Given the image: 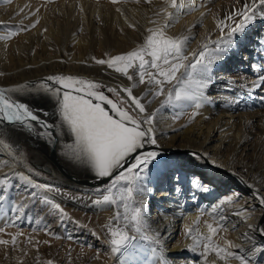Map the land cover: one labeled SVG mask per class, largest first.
I'll list each match as a JSON object with an SVG mask.
<instances>
[{
  "label": "bare ground",
  "instance_id": "6f19581e",
  "mask_svg": "<svg viewBox=\"0 0 264 264\" xmlns=\"http://www.w3.org/2000/svg\"><path fill=\"white\" fill-rule=\"evenodd\" d=\"M161 2L152 0L151 4H146L142 0L141 3L129 0L113 5L109 0H52L51 3L44 0H11L5 3L0 0V22L15 26L23 21L24 26H29L39 20L35 28L20 32L10 41H0V73L3 74L0 75V87L22 84L35 87L45 77L60 74L98 81L110 87L128 86L130 82L125 77L106 66L96 65L91 57L106 58L105 54H122L142 43L145 29L152 26L148 23V18L153 17L152 9L160 7ZM198 3L204 7L183 15L168 29L170 35L190 37L189 51L197 48L207 33H211L213 39L216 38L218 33L215 31L214 15L223 18L238 7L236 0H198ZM116 7H120L124 15L118 13ZM20 8H24V13L15 15ZM37 8L39 12L35 16L24 19L25 13L34 12ZM201 12L205 13L204 17H201ZM126 18L136 24V30L128 27ZM5 32L6 29L0 28V35ZM235 39L237 46L214 67V82L207 89L208 99L200 108L186 107L180 118L174 121L173 115L181 110L168 106L156 118L157 150L162 153V157L160 164L150 173V191L145 200L151 230L164 234L160 237L159 248L169 258V264H199V255L186 248L191 241L183 235L184 226L195 220L200 209L211 211V206L226 197H232L233 203L223 205L221 211L230 222L229 228L235 225V230L224 235L248 248L250 245L243 242L242 237L244 233L250 232L257 246L264 248V237L254 230L257 225L264 226V207L253 195L257 190L264 195V101L260 99L264 91H248L259 70L264 69V18H257L242 36L237 35ZM237 61L245 66L239 65L237 74H227L224 70ZM253 65L256 70H253ZM229 80L232 83L226 87ZM143 91L144 86L140 85L134 89V94L140 95ZM19 99L33 105L35 109H44L50 113L45 119L50 122L54 120L51 115L52 102L45 95L24 92L19 94ZM160 99L149 106V111L160 107ZM236 99L239 103L235 102ZM193 111L198 114L191 119ZM182 125L187 126L182 128ZM0 138L9 141L17 154L24 153L21 162L0 148V176L9 173L13 176V184H16V174L23 173L35 183L59 189L56 192H41L40 195L61 205L68 216L63 223L39 199L35 202L25 201L29 205L27 216H31L33 221L42 219L48 231L60 237L57 240L47 239L46 244L51 254L62 251L63 260L58 264L67 262L64 251L67 252L69 248L76 253H83L72 255L74 259L71 264H120L118 257L110 254L102 229L115 208L92 204V200L99 196L96 190L104 186L99 184L105 180L98 181L86 167L63 157L59 144L52 145L26 130L0 125ZM24 144L37 146L33 151L47 160L53 180L27 171L29 167L34 168L27 160V146ZM153 147L146 145L147 150ZM193 152L207 153L208 157L197 160L190 155ZM212 160L223 167H215ZM5 162L7 166H3ZM207 167L223 170L227 172L225 176L229 177L220 174L214 176ZM175 176L180 178V191L176 190ZM193 177H199L208 191L195 188L191 183ZM244 181L254 184L255 188H248ZM24 192V188L10 190L9 203L0 212L4 214L10 211L11 202L21 201ZM243 209L250 213L246 221L244 216L248 213L232 215ZM206 218L201 217V228ZM249 225L253 226L252 229ZM64 231H67L66 237ZM97 251L100 252V258L93 259ZM256 259L257 264H264V255Z\"/></svg>",
  "mask_w": 264,
  "mask_h": 264
},
{
  "label": "snow or ice",
  "instance_id": "6c2138e0",
  "mask_svg": "<svg viewBox=\"0 0 264 264\" xmlns=\"http://www.w3.org/2000/svg\"><path fill=\"white\" fill-rule=\"evenodd\" d=\"M4 2L10 3L11 0ZM47 2L51 3L52 0ZM127 2L129 0H109L113 5ZM134 2L141 3V0ZM142 2L151 4L152 0ZM236 3L238 7L230 10L223 18L214 15L215 31L218 33L216 38L213 39L212 34L207 33L197 48L189 51L190 37L170 35L168 29L183 15L195 12L204 5L198 3V0H162L160 7L152 9L153 17L148 18V23L152 26L145 29L146 35H143L142 43L122 54H105L106 58L91 57L96 65L106 66L112 72L125 77L130 82L128 86L110 87L98 81L60 74L45 77L35 87L24 84L0 87V125L20 128L52 145L59 144L63 157L86 167L98 181H108L96 190L99 196L92 200V204L115 208L102 229L105 231L104 242L110 254L118 257L120 264H169V258L159 248L160 234L153 232L148 223L145 200L150 191V173L160 164L162 157V153L157 150L156 118L163 108L171 106L181 110L173 115L172 119L175 121L180 118L183 109L192 107L198 110L208 99L206 91L214 82V67L237 46V35L242 36L257 18H264V0H236ZM115 10L124 15L120 7ZM80 11L83 12V8ZM38 12L39 8L25 13L24 19L35 16ZM21 13H24V8H20L15 15ZM200 15L204 17L205 13L201 12ZM125 22L129 28L136 30V24L129 22L127 18ZM38 23V19L29 26H24L23 21L15 26L0 22V28L6 29L5 34L0 35V41H10L20 32L35 28ZM252 68L256 70L255 65ZM231 83L229 80L225 86ZM140 85L144 86V91L140 95L134 94V89ZM257 90L264 91V69L259 70V74L248 87L249 92ZM24 92L48 97L53 105L51 115L54 120L50 122L45 119L50 113L44 109H33L21 101L19 94ZM159 98H162L160 107L149 111V106ZM260 99L264 101V96ZM235 102L239 103V100L236 99ZM197 114V111H193L191 119ZM146 145L154 147L147 150ZM0 148L10 157L23 161L24 153L17 154L16 149L6 139L0 138ZM190 155L197 160L208 157L207 153L193 152ZM211 163L217 168L223 167L215 160ZM3 166H7L6 162ZM27 171L34 170L29 167ZM16 175V184H13V176L9 173L0 176V211H4L3 206L9 203L10 190L25 189L21 201L11 202L9 210L13 215L0 224V234H5L9 227H17V222L22 219L32 221L33 218L26 213L29 207L26 200L35 202L39 199L61 223L68 219L60 204L40 195L41 192H56L59 189L35 183L29 175L23 173ZM174 179L177 181L176 190L180 191L179 176ZM191 183L200 191H208V187L199 177H193ZM244 183L250 189L255 188L254 184L246 181ZM253 195L261 207H264V195L258 190ZM232 203L233 198L226 197L211 206V211L200 209L195 220L191 224H185L183 235L191 241L186 248L199 255V264H257L256 258L264 255V248L257 246L255 237L250 232L244 233L242 237V241L250 245L248 248L224 235L235 230V225L229 228L230 222L221 211L223 205ZM244 213H248V210H237L232 215L241 216ZM202 216L207 217L202 221L203 230ZM248 218L250 213L244 216L245 221ZM34 222L37 226H42L41 230L46 235L60 239L48 231V226L43 225L42 219L37 218ZM252 227L249 225L250 229ZM254 230L264 237V226L257 225ZM6 234L11 237L10 240L0 238V245L6 249L11 245L13 251L17 250L18 237L24 233L17 228L15 233ZM93 235L96 233L93 232ZM26 243L33 244L30 236L26 237ZM39 243L36 241L33 246ZM43 243L47 244L48 241ZM21 251L24 256L28 255L26 250ZM68 256L71 264L70 251ZM99 258L100 252L97 251L93 259ZM37 261L39 262V257ZM44 264H54V261L48 259Z\"/></svg>",
  "mask_w": 264,
  "mask_h": 264
},
{
  "label": "rangeland",
  "instance_id": "374dc122",
  "mask_svg": "<svg viewBox=\"0 0 264 264\" xmlns=\"http://www.w3.org/2000/svg\"><path fill=\"white\" fill-rule=\"evenodd\" d=\"M47 1V0H44ZM57 1V0H53ZM239 65L241 66H245L243 63H239L238 61L234 63V65H231L230 67H228L227 69H225L224 71L229 74V75H234L238 73L239 70ZM248 68V67H247ZM108 95L111 97L112 94L108 93ZM219 104V103H218ZM33 109L34 106L30 105ZM68 139V138H67ZM25 146H27V148H25V152H26V156H27V160L31 163V165L34 168V172L42 177L45 178L47 180H50L52 178V174L49 171V166L47 163V160L41 156L38 155L37 153H35L33 150L37 149V146H33L30 144H24ZM41 166H44L49 172H44L43 170H41ZM208 169L211 170L212 174L214 176H218V174H220L219 176H223L224 177H229V176H225V171H221L220 169H215L213 167H207ZM230 179H233L232 177ZM108 181L105 180L104 182H102L99 185H105L107 184ZM6 215L5 213L2 214V212H0V224H2L6 219H10L12 217V214L10 211H6ZM29 220L26 221V219L18 221L17 222V227L13 228V227H9L6 229V233H15L17 231V228L19 230H21L24 235L18 237V249L13 251L12 250V246L9 245L7 246V249L5 248V246L0 245V264H44L45 261H47L48 259H51L54 261V264H58V262L60 260H63L62 257V251L58 250L55 253L51 254L50 248L46 245V243H43L44 241H46L47 239H51V240H57L55 238H53L52 236L50 237V235H46L44 230H41L42 227L40 228V226L35 225L34 221L32 220L31 222H28ZM33 222V223H32ZM34 229H37L34 231ZM0 234V238L3 239H9L10 240V236L7 234ZM37 234V235H36ZM64 236L66 237L67 231L63 232ZM30 236L31 239L33 240V244H27L26 243V237ZM39 236V237H37ZM164 234H160V237H163ZM47 240V241H48ZM36 241H39L40 243L38 245H36L35 247L33 246L35 244ZM61 241V240H60ZM21 249L26 250L28 252L27 256L23 255V251H21ZM6 251H7V257H6ZM69 251L71 252V257L70 260L73 263V259L74 257H72V255L74 254H83L82 252H75L73 250H71L69 248V250L64 251V255L67 258V262L66 263H61V264H69V256L68 253ZM66 252V253H65ZM37 257H39V262L37 261Z\"/></svg>",
  "mask_w": 264,
  "mask_h": 264
},
{
  "label": "water",
  "instance_id": "95a60500",
  "mask_svg": "<svg viewBox=\"0 0 264 264\" xmlns=\"http://www.w3.org/2000/svg\"><path fill=\"white\" fill-rule=\"evenodd\" d=\"M50 153H51V151H50ZM41 170H43L44 172H47V169L44 166H41Z\"/></svg>",
  "mask_w": 264,
  "mask_h": 264
}]
</instances>
